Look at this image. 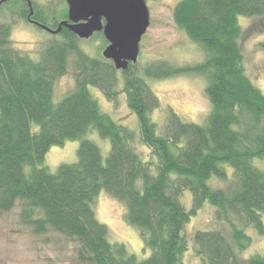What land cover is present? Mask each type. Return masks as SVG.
<instances>
[{"label": "trees", "instance_id": "obj_1", "mask_svg": "<svg viewBox=\"0 0 264 264\" xmlns=\"http://www.w3.org/2000/svg\"><path fill=\"white\" fill-rule=\"evenodd\" d=\"M30 2V18L51 30L67 19V5L51 12L49 22ZM29 11L27 0H0V213L17 208L33 234L54 232L72 241L84 264H264L263 254L242 256L252 242L247 228L264 234V168L254 164L264 159V92L246 74L238 22L264 18V0H178L173 21L203 50V60L147 64L139 76L127 75L137 61L117 70L101 53L88 55L84 39L66 27L35 56L22 51L11 39L13 25L25 20L43 30L30 23ZM94 36L106 46L101 32L89 39ZM68 71L73 85L56 98V83ZM119 72L128 76L122 89ZM153 72L159 79L202 76L210 103L204 122L182 121L168 107L157 127L151 113L160 103L146 81ZM90 87L112 103L125 93L139 133L104 112ZM94 134L109 141L105 156ZM69 140L78 141L76 161L50 171L46 153ZM102 190L123 204L124 222L137 228L146 258L109 241L94 209ZM185 190L189 209L180 201ZM205 203L225 228L188 236L186 225ZM190 251L196 262H185Z\"/></svg>", "mask_w": 264, "mask_h": 264}, {"label": "rangeland", "instance_id": "obj_2", "mask_svg": "<svg viewBox=\"0 0 264 264\" xmlns=\"http://www.w3.org/2000/svg\"><path fill=\"white\" fill-rule=\"evenodd\" d=\"M32 1V0H31ZM36 10H44L42 20L51 22V12L57 14L66 6V1L60 0H33ZM178 0H146L149 10L150 24L139 44L138 60L134 68H130L127 75L139 76L142 68L151 64L165 63L180 67L200 63L203 60V50L191 42L186 34L179 29L172 18V8ZM60 7V10L58 6ZM12 8V4L9 5ZM37 10V11H38ZM55 11V12H54ZM39 12V11H38ZM40 13V12H39ZM10 13L8 15V18ZM45 16V17H44ZM16 19V15L13 16ZM7 18V19H8ZM46 22V21H45ZM242 27L240 47L243 54V64L248 77L264 92V18L239 17ZM58 38L50 32L40 30L25 20L16 22L11 31V39L22 51L35 56L43 42L51 38ZM82 49L90 56H100L105 43L99 36L80 42ZM163 61V62H158ZM151 72V71H150ZM155 72L146 77L151 90L159 99L160 106L151 113V119L160 127L164 121L168 107L174 110L182 121L201 124L210 110V103L205 93V79L200 75L182 73L169 77L154 78ZM127 75L118 73L119 89L126 84ZM153 75V76H152ZM73 85L70 71L58 79L54 94L59 97L67 92ZM98 100L101 109L107 112L115 121L139 133L136 115L128 107L125 93L116 97V102L107 101L102 93L90 87ZM91 138L100 145L103 156L109 149V141L97 135ZM78 141H66L64 145L53 146L45 156V165L54 171L60 163L76 161ZM138 150H142L140 142ZM254 164L263 169V160H254ZM215 185L221 186L218 181ZM181 203L189 209L191 206V193L183 191ZM96 218L108 228L110 242L123 243L128 252L138 259L146 258L149 250L143 246L137 228L124 222L123 204L111 198L104 190L100 191L94 205ZM212 207L205 203L204 207L192 216L186 225V234L193 235L196 230L225 228L224 224L212 219ZM264 225V217L262 218ZM246 233L251 237L250 247L242 253L248 257L253 253L264 255V234H259L249 227ZM192 245V242H190ZM186 255L185 262H196L197 259ZM0 264H84L76 254V246L72 241L54 232L44 235H35L28 227L20 222L18 209L14 208L0 213Z\"/></svg>", "mask_w": 264, "mask_h": 264}, {"label": "water", "instance_id": "obj_3", "mask_svg": "<svg viewBox=\"0 0 264 264\" xmlns=\"http://www.w3.org/2000/svg\"><path fill=\"white\" fill-rule=\"evenodd\" d=\"M67 19L58 23L54 30L37 23L30 0L28 19L43 30L57 34L66 27L79 39H89L101 32L107 42L102 57L111 60L117 69H126L138 60L139 44L150 24L146 0H65Z\"/></svg>", "mask_w": 264, "mask_h": 264}, {"label": "bare ground", "instance_id": "obj_4", "mask_svg": "<svg viewBox=\"0 0 264 264\" xmlns=\"http://www.w3.org/2000/svg\"><path fill=\"white\" fill-rule=\"evenodd\" d=\"M102 53V52H101Z\"/></svg>", "mask_w": 264, "mask_h": 264}]
</instances>
